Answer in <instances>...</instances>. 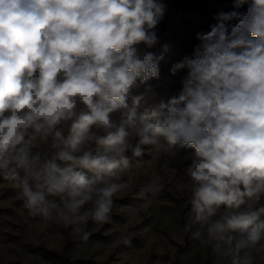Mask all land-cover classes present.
I'll return each instance as SVG.
<instances>
[{
  "label": "clouds",
  "instance_id": "obj_1",
  "mask_svg": "<svg viewBox=\"0 0 264 264\" xmlns=\"http://www.w3.org/2000/svg\"><path fill=\"white\" fill-rule=\"evenodd\" d=\"M231 9L172 64L186 73L179 94L141 111L134 90L159 79L164 57L139 46L158 43L162 0H0V177L29 216L87 242L90 222H114L129 153L187 147L185 231L221 264H264V0Z\"/></svg>",
  "mask_w": 264,
  "mask_h": 264
},
{
  "label": "rangeland",
  "instance_id": "obj_2",
  "mask_svg": "<svg viewBox=\"0 0 264 264\" xmlns=\"http://www.w3.org/2000/svg\"><path fill=\"white\" fill-rule=\"evenodd\" d=\"M182 1L232 10V0ZM214 22L209 14L176 12L166 6L155 29L158 43L152 48L139 46L141 55L150 51L164 57L159 79H151L134 90L135 94L145 93L141 111L161 98L179 94L180 81L186 73L182 71L173 77L169 70L172 64L192 54L198 43L196 32L207 31ZM173 151L176 156L164 147L158 151L148 147L145 156L139 158L128 154L133 166L124 179L129 188L114 197V222H90L87 230L93 235L87 242L80 241L69 228L67 241L58 223L29 216L19 191L0 177V264H221L210 246L202 245L191 232L185 231L191 215L190 194L186 190V160L180 158L194 150L177 146ZM157 175L161 177V190L155 195L139 196L141 189L151 185ZM195 230L194 225L192 231ZM128 234L133 237L132 244H121V238Z\"/></svg>",
  "mask_w": 264,
  "mask_h": 264
},
{
  "label": "trees",
  "instance_id": "obj_3",
  "mask_svg": "<svg viewBox=\"0 0 264 264\" xmlns=\"http://www.w3.org/2000/svg\"><path fill=\"white\" fill-rule=\"evenodd\" d=\"M162 2L171 8L172 10L176 12H181V11H186V12H201V13H206L211 16H214L218 11H221L223 9L220 8H215V7H208L204 4L198 3V4H186L183 3L182 0H162ZM246 9L242 8L240 11L244 12ZM225 11V10H223ZM235 23L237 21H234ZM58 229L62 233V235L65 237V239L68 241L70 239L69 232L67 231L66 228H64L62 225H58Z\"/></svg>",
  "mask_w": 264,
  "mask_h": 264
}]
</instances>
